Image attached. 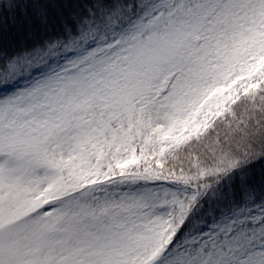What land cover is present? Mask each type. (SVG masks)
I'll list each match as a JSON object with an SVG mask.
<instances>
[{
	"label": "snow or ice",
	"instance_id": "1",
	"mask_svg": "<svg viewBox=\"0 0 264 264\" xmlns=\"http://www.w3.org/2000/svg\"><path fill=\"white\" fill-rule=\"evenodd\" d=\"M0 264H264V0H0Z\"/></svg>",
	"mask_w": 264,
	"mask_h": 264
}]
</instances>
